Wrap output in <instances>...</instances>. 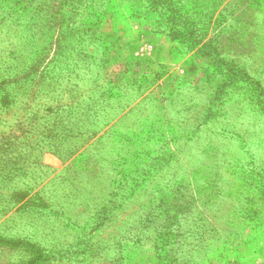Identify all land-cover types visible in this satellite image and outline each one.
Returning <instances> with one entry per match:
<instances>
[{"label":"rangeland","instance_id":"rangeland-1","mask_svg":"<svg viewBox=\"0 0 264 264\" xmlns=\"http://www.w3.org/2000/svg\"><path fill=\"white\" fill-rule=\"evenodd\" d=\"M0 264H264V0H0Z\"/></svg>","mask_w":264,"mask_h":264}]
</instances>
